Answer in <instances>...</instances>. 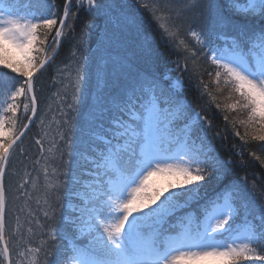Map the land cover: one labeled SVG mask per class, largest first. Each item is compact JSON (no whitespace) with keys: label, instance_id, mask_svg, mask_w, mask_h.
I'll return each instance as SVG.
<instances>
[{"label":"snow or ice","instance_id":"obj_1","mask_svg":"<svg viewBox=\"0 0 264 264\" xmlns=\"http://www.w3.org/2000/svg\"><path fill=\"white\" fill-rule=\"evenodd\" d=\"M81 10L93 20H81ZM65 43L47 150L60 163L43 168L47 191L32 208L24 137L37 119L45 125L37 82ZM202 59L233 103L222 108L197 79ZM0 71L10 85L0 93V264L26 256L28 264H264V184L234 175L249 167L250 140L261 154L248 155L264 168V0H63L62 12L57 0H0ZM194 81L198 96L189 101ZM205 94L222 113L246 114L223 115L243 146H217L227 130L213 134L207 112L192 108ZM48 135L34 141L42 154ZM156 175L163 182H152ZM10 194L23 206L10 208ZM14 212L35 225L29 233L46 229L39 245L17 251Z\"/></svg>","mask_w":264,"mask_h":264},{"label":"trees","instance_id":"obj_2","mask_svg":"<svg viewBox=\"0 0 264 264\" xmlns=\"http://www.w3.org/2000/svg\"><path fill=\"white\" fill-rule=\"evenodd\" d=\"M57 3L60 7V10L62 12L63 10V0H57ZM73 11H77L75 5L73 6ZM80 18L81 20H93V17L91 15H86L83 10L80 11ZM99 23V21H97ZM81 24L78 21L75 25V32L78 35L80 32ZM184 38L186 41L189 42L190 45H195V40L191 38L190 36H187L184 34ZM96 44V35L93 33L90 41H89V51L94 50ZM69 45L65 43L60 51L59 55L56 58V61L51 65L50 67L47 68L46 71L42 75H40L39 80L37 82V95L40 101V115L44 116L45 118V125L43 128L37 127L39 124V119L36 120V123H34L31 127L30 130L27 132V134L24 137V146L25 148L28 149V158H27V171H29L32 176L36 179V185L35 188L33 189L32 196L33 199L30 202V206L32 208H36L37 205L35 204L36 199H41L43 200L44 194L47 191V184L43 185L41 182H38V178L42 177L44 175L43 173V168L48 167L49 172H51V169L53 167L59 166V159H58V153H48V148L50 147L49 141L52 140V137L56 135V131L53 130L52 127H49V115H48V109L46 105L47 102H50V106L52 108V111L56 112L57 106H58V101L56 99H52V93L58 89H60L59 84H54L53 83V77L57 76V68L62 66L66 61L69 56L68 52ZM172 58H177V57H172ZM182 59V56L180 57ZM201 69L200 71L203 73V75L199 76L197 79H202L205 83L209 84L208 92L212 93L215 96V101L219 102L221 104V107L223 108L226 104L233 103V100L230 98V91L228 88H220L218 89L215 84L210 83V78L207 75L208 71L215 72L214 66L210 65L206 60L202 59L201 60ZM189 67H191V62H189ZM0 93H2L6 88H8L9 85V80L5 79L6 73L4 71H0ZM187 78V77H185ZM187 99L189 101H193L194 98L198 96V92L195 88V81L193 86L186 92ZM3 97L0 96V99ZM192 108L193 110L200 111L201 115H205V112H207V118L211 119L215 127L213 128L212 132L213 134L217 131H220L222 135H224V130H227V135L224 136L223 140H217L216 144L219 147L221 144L224 145L225 150L232 149V146L235 144L237 146H243V142L239 140L238 137H235L231 125H229L226 121L223 119V115H228L229 120H242L246 119L247 116L244 113H239V112H234V111H228L225 110V112H220L217 110L215 107V103L212 102L211 97L208 94H205L201 99H196L192 103ZM45 112V114H42V112ZM237 129L241 132V134H244L245 129L241 127L239 124H237ZM47 131L49 135L45 139V152L42 154L39 150V146L35 145V139L41 138L44 135V132ZM39 133V135H37ZM249 151H255L257 155L261 154V150L259 148V142L256 141H249L248 146L244 150V156L243 159L245 161L249 162V167L246 169H237L234 173V175L239 178L241 176H244L246 173L248 175V180L251 183L253 180V177H257V183L259 184H264V168H262L259 164L258 161H255L248 155ZM224 155L225 159L229 158L226 154L225 151H222L221 153ZM49 156V157H57V158H49L47 161H45L44 157ZM39 159L40 163L35 164V161ZM65 159H67V156H65ZM235 159L239 161L241 159L240 156L236 155ZM14 165L18 169H21V172H23V167L22 165L14 160ZM41 164V166H40ZM34 166V167H33ZM54 178L52 176H49V180H53ZM16 178H12L13 184L15 183ZM164 180V179H163ZM158 183V182H156ZM161 183V182H160ZM203 191V190H202ZM207 193L209 196L212 195V185L207 186ZM23 201H17L13 199V194L9 195V207L10 208H15L18 209L23 206ZM188 211H194L193 210H188ZM182 214V213H181ZM198 214V213H197ZM20 216V229H19V234L13 237L12 243L16 246L17 251L23 250L25 247L32 246L35 247L39 245L40 240L43 238L40 233L43 231H46V229H36L35 234L29 233L28 228L33 227L35 229V225H29L27 221V214L26 213H18L14 212V214L10 217L9 224L11 229H16L17 225V220L16 216ZM39 218L43 221L42 215L38 213ZM70 231V229H68ZM31 240V245H27L24 243V241ZM87 241L86 240H78V244H85ZM51 243V242H50ZM66 243L65 242H61ZM23 260V264H28V261L31 259V257L26 256L21 258ZM243 264H252V262H243ZM256 264H259V262H256Z\"/></svg>","mask_w":264,"mask_h":264},{"label":"rangeland","instance_id":"obj_3","mask_svg":"<svg viewBox=\"0 0 264 264\" xmlns=\"http://www.w3.org/2000/svg\"><path fill=\"white\" fill-rule=\"evenodd\" d=\"M125 43H126V45L129 47V48H131L132 46H134V37L132 36V35H128L127 37H126V40H125ZM60 67H63V65L62 66H60ZM59 67V68H60ZM177 74H179V73H177ZM1 77V76H0ZM2 78V77H1ZM56 92V90L53 92V93H55ZM53 93H52V99H56V97L53 95ZM69 99H70V93H69ZM49 103V104H48ZM48 104V106H47V109L49 108V106H50V102H47L46 103V105ZM46 112V111H45ZM45 112L43 111L42 112V114H45ZM48 115H49V120H48V122H50L51 120H52V117H53V115H55V112L54 111H51V112H48ZM51 127L53 128V130L54 131H56V126H55V124H52L51 125ZM52 139H53V137H52ZM40 166H41V164H40ZM151 179V181L152 182H158V183H160V182H163V179H164V177H161V176H159V175H156V176H154V177H152V178H150ZM38 182H41L43 185H46L47 183H46V181H45V177H44V175H42V177H39L38 178Z\"/></svg>","mask_w":264,"mask_h":264}]
</instances>
